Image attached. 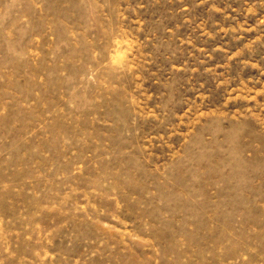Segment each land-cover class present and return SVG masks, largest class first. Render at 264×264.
I'll return each mask as SVG.
<instances>
[{"label":"rangeland","instance_id":"obj_1","mask_svg":"<svg viewBox=\"0 0 264 264\" xmlns=\"http://www.w3.org/2000/svg\"><path fill=\"white\" fill-rule=\"evenodd\" d=\"M0 264H264V0H0Z\"/></svg>","mask_w":264,"mask_h":264},{"label":"bare ground","instance_id":"obj_2","mask_svg":"<svg viewBox=\"0 0 264 264\" xmlns=\"http://www.w3.org/2000/svg\"><path fill=\"white\" fill-rule=\"evenodd\" d=\"M236 164H237V163H236ZM231 166H232V168H233V165H231ZM230 168H231V167H230ZM230 168H229V169H230ZM236 168H237V165H236ZM230 170H231V169H230ZM232 170H233V169H232ZM236 173H237V175H238V174L243 175L242 172H240V171L238 172V170H236V171L233 170V174L235 175ZM232 176H233V175H232ZM222 177H223V175H222ZM222 177H221V179H222ZM225 178H226V177H225ZM238 179H239V178H238ZM245 179H246V178H245ZM224 180H225V179H224ZM228 180H230V179H228ZM178 182H179V181H178ZM228 185H230V184H228ZM228 185H227V186H228ZM234 187H235V185H234ZM234 187H233V188H234ZM243 187H244V186H243ZM257 188H258V187H257ZM220 189H222V188H220ZM228 189H229V188H228ZM228 189H227V190H228ZM257 190H258V189H257ZM257 192H258V191H257ZM218 193H219V192H218ZM252 193H255V192L252 191ZM255 194L258 195L259 193H255ZM255 194H254V195H255ZM232 196H233V195H232ZM237 197H238V195H237ZM237 197H236V201L238 200ZM244 197H245V195H244ZM231 199H232V197H231ZM240 199H241V198H240ZM241 200H242V199H241ZM236 203L238 204V201H237ZM234 209H235V208H234Z\"/></svg>","mask_w":264,"mask_h":264}]
</instances>
